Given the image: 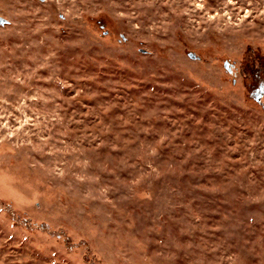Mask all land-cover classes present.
I'll use <instances>...</instances> for the list:
<instances>
[{
  "label": "rangeland",
  "instance_id": "374dc122",
  "mask_svg": "<svg viewBox=\"0 0 264 264\" xmlns=\"http://www.w3.org/2000/svg\"><path fill=\"white\" fill-rule=\"evenodd\" d=\"M0 18V264H264V0Z\"/></svg>",
  "mask_w": 264,
  "mask_h": 264
},
{
  "label": "flooded vegetation",
  "instance_id": "af4514ba",
  "mask_svg": "<svg viewBox=\"0 0 264 264\" xmlns=\"http://www.w3.org/2000/svg\"><path fill=\"white\" fill-rule=\"evenodd\" d=\"M255 91H254L255 95L253 93L254 97L264 106V79L257 81Z\"/></svg>",
  "mask_w": 264,
  "mask_h": 264
},
{
  "label": "water",
  "instance_id": "95a60500",
  "mask_svg": "<svg viewBox=\"0 0 264 264\" xmlns=\"http://www.w3.org/2000/svg\"><path fill=\"white\" fill-rule=\"evenodd\" d=\"M4 23H5V21L0 18V25H3Z\"/></svg>",
  "mask_w": 264,
  "mask_h": 264
}]
</instances>
